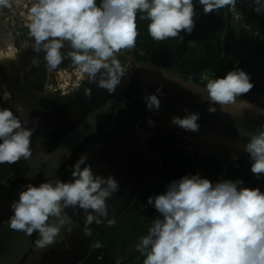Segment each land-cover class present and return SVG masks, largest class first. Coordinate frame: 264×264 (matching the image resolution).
Here are the masks:
<instances>
[{
  "label": "rangeland",
  "instance_id": "1",
  "mask_svg": "<svg viewBox=\"0 0 264 264\" xmlns=\"http://www.w3.org/2000/svg\"><path fill=\"white\" fill-rule=\"evenodd\" d=\"M34 2L12 0L11 8H0V60L10 52L14 58L11 69L0 62V108L13 110L23 99L25 107L34 112L31 138L37 141L35 151L45 165L38 179L33 172L35 177L25 180L21 174L32 168L24 170L17 165L0 180V224L12 215L10 204L18 199L21 186L71 180L70 166L82 155L88 156L86 164L92 165L95 174L114 176L120 190L107 200L109 215L116 217L114 225L93 224V235L88 238L82 231L84 213L80 210L72 217L80 227L74 226L70 234L62 229L58 251L48 259L40 258L36 247L38 253L30 255L32 262L39 264L44 257L48 264H79L95 255L99 261L112 264H142L144 257L136 251V245L159 216L147 199L164 193L171 181L185 175L199 173L214 183L242 180L243 187L264 192V175L257 178L251 172L252 161L244 151L248 138L240 136L243 131L253 132L264 125V113L259 111L264 109V95L260 94L263 84L254 85L224 111L215 105L216 113L210 114L202 76L224 77L236 70V65L199 70L181 58L166 67L147 45L138 42L135 48L117 54L129 71L114 94L89 84L70 59L47 72L43 61L40 67L31 64L37 54L26 24L28 7ZM255 7L253 0H237L234 7L223 8L229 21L225 33L219 32L224 52L239 58L264 50V11L258 13ZM161 84L164 96L156 115L146 108L143 98L155 94ZM85 88H91L90 97L85 96ZM127 107L130 110L126 111ZM185 107L200 114L199 132H186L171 123L172 117L186 115ZM149 119L155 121L154 127L149 126ZM66 211L72 215V209ZM97 240L103 247L91 248V242Z\"/></svg>",
  "mask_w": 264,
  "mask_h": 264
},
{
  "label": "clouds",
  "instance_id": "2",
  "mask_svg": "<svg viewBox=\"0 0 264 264\" xmlns=\"http://www.w3.org/2000/svg\"><path fill=\"white\" fill-rule=\"evenodd\" d=\"M236 2L199 0L205 14L234 7ZM253 3L254 11H264V0ZM12 6V0H0V8ZM138 13L149 21L148 34L157 42L177 38L181 32L190 34L195 27L193 0H100L99 4L97 0H35L28 7L26 24L37 54L31 64L40 67L43 61L47 72H52L70 59L89 84L114 94L129 71L117 54L135 48ZM196 44L188 42L189 47ZM202 81L210 114L216 113L215 105L224 111L254 87L242 69L231 70L224 77L205 74ZM163 87L161 84L155 94L143 98L146 108L156 115ZM84 94L90 97L91 88H85ZM14 107L15 113L23 114L22 105ZM183 110L186 115L172 117L171 123L186 132H199L200 114L187 107ZM259 111L264 113V109ZM15 113L0 108V164L12 165L32 156L34 130ZM148 124L154 127L155 121L149 119ZM240 136L248 138L244 151L252 161L251 172L259 178L264 175V125ZM87 160L82 155L70 166L72 179L67 182L56 179L21 186L18 199L10 204V229L28 236L37 233L35 246L46 249L57 242L62 229L70 234L74 226L80 227L72 219L80 210L84 213L82 231L88 238L93 235V224L114 225L116 217L109 215L107 200L120 190L119 182L112 175L95 174ZM242 185V180L214 183L197 173L173 180L164 193L149 196L147 204L159 216L136 245L144 257L142 264H264V192ZM67 209H72L71 216ZM90 247L100 249L103 244L92 241Z\"/></svg>",
  "mask_w": 264,
  "mask_h": 264
},
{
  "label": "crops",
  "instance_id": "3",
  "mask_svg": "<svg viewBox=\"0 0 264 264\" xmlns=\"http://www.w3.org/2000/svg\"><path fill=\"white\" fill-rule=\"evenodd\" d=\"M193 3L196 13L194 17L195 27L190 34L181 32L177 38H170L160 42L154 41L148 34L149 21L147 19H141L140 16L142 14L138 13L137 30L139 35L137 42L147 45L146 48L148 51L166 67H171L172 64H177V61L182 59L189 60V65H191L189 67H196L199 70L230 67L234 63L236 69H242L250 75L251 82L254 85H264V50L249 56H240L239 58L228 52H224V48L220 44L222 34L219 32L222 30L225 33L226 28L229 26V21L223 14L225 11L220 9L219 11L205 14L199 0H193ZM262 18L264 20V14ZM189 41H195L197 44L189 47ZM261 88L260 94L264 95V87ZM130 108L127 107L126 111L130 110ZM154 145V143H151V146ZM152 150H155V148L153 147ZM10 235L12 239L7 240L9 248L1 251L0 264H18V260L29 251V236L26 233L15 231L13 233L10 232ZM61 242L62 240L59 241L58 239V248ZM88 249L89 247L86 250ZM39 251L42 253L43 249ZM99 260L101 259L93 255L84 261H80L79 264H112L108 260ZM116 262L114 264H117Z\"/></svg>",
  "mask_w": 264,
  "mask_h": 264
},
{
  "label": "flooded vegetation",
  "instance_id": "4",
  "mask_svg": "<svg viewBox=\"0 0 264 264\" xmlns=\"http://www.w3.org/2000/svg\"><path fill=\"white\" fill-rule=\"evenodd\" d=\"M24 98V97H23ZM22 103L21 105L23 106L24 108V112L23 114L19 113V117L21 118L22 117V121H27V125L26 127H31L33 125V123L31 124V121H30V118L33 117V111H31L30 108L28 107H25V103H23V99H21ZM13 110L15 111L14 107H13ZM37 145V141H35V138H31V148H32V156L28 159V160H25V159H21L20 160V163H18V166L19 169H28V168H32L27 174H21V176L25 177V180H30L32 178L31 175H33V172L36 174L37 177H35V175H33V177H35L36 179L40 178L41 174H42V171L44 170V165L43 162H42V158H40L36 151H35V146ZM1 168H3V164H0V180L9 175L11 172H13L15 170L14 169H5L4 170H1ZM42 168V169H41ZM2 171V172H1ZM39 183L36 184V186H38ZM21 191V189L19 190V192ZM8 220L9 218H7L6 220H4L1 224H0V254H1V251H4L6 248H9L8 246V243H7V240L9 241V239H12L11 235H10V232L13 233L15 232V230H12L10 229L9 225H8ZM3 225V226H2ZM2 226V227H1ZM24 233V232H22ZM38 238V234L37 233H33V235L29 236V251L24 255L22 256L19 260H18V264H37V262H32L31 260V253H35L37 254L38 250L36 249V246H35V243L34 241ZM58 240V238H57ZM42 250V249H41ZM54 251H58V246H57V242L54 244V245H51L50 247H48L47 249L43 250L42 253L41 251H39V253H41V256L40 258H42V256H44L45 258H49L51 255H53V253H55ZM40 259L39 261V264H48L46 262V260L44 259ZM47 258V259H48ZM0 262H1V259H0Z\"/></svg>",
  "mask_w": 264,
  "mask_h": 264
},
{
  "label": "bare ground",
  "instance_id": "5",
  "mask_svg": "<svg viewBox=\"0 0 264 264\" xmlns=\"http://www.w3.org/2000/svg\"><path fill=\"white\" fill-rule=\"evenodd\" d=\"M13 51V50H12ZM7 52V51H6ZM13 60H14V58H13V55H12V53L10 52V53H8L7 54V56L6 57H3V58H1V60H0V62H1V64H4V66H8V67H10V69H11V67H13ZM12 71L14 72V70L12 69ZM51 98H52V96H51ZM55 101L53 100V103H54Z\"/></svg>",
  "mask_w": 264,
  "mask_h": 264
},
{
  "label": "water",
  "instance_id": "6",
  "mask_svg": "<svg viewBox=\"0 0 264 264\" xmlns=\"http://www.w3.org/2000/svg\"><path fill=\"white\" fill-rule=\"evenodd\" d=\"M18 163H20V161L16 162L15 164H12V165H8L7 163H5V164H3V168H1V170H4V168L9 169V170L14 169L18 165Z\"/></svg>",
  "mask_w": 264,
  "mask_h": 264
}]
</instances>
